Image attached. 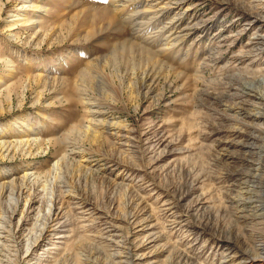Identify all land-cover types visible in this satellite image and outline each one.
<instances>
[{"label": "rangeland", "instance_id": "obj_1", "mask_svg": "<svg viewBox=\"0 0 264 264\" xmlns=\"http://www.w3.org/2000/svg\"><path fill=\"white\" fill-rule=\"evenodd\" d=\"M108 4L119 7L0 0V264H220L258 251L264 216L233 199L262 157L239 143L264 127L226 77L264 91V0H186L147 30L113 23ZM177 12L178 30L197 26L164 56L167 32L153 36Z\"/></svg>", "mask_w": 264, "mask_h": 264}, {"label": "bare ground", "instance_id": "obj_2", "mask_svg": "<svg viewBox=\"0 0 264 264\" xmlns=\"http://www.w3.org/2000/svg\"><path fill=\"white\" fill-rule=\"evenodd\" d=\"M164 1L165 0H112V2H116V4L118 3L119 7H117L116 9H109L110 5L108 4L109 6H106L105 9H102V10L106 14L104 16H107L108 19L110 18L113 21V23L116 22L117 24H121L122 26L124 22L126 25L131 24L133 27H137L140 30H147L154 24L156 25L157 23H159L164 17H166L170 13V11L173 10L172 5L181 8V4L186 0H167L168 2L165 1L166 3L162 4ZM146 2L148 5L146 10L135 11L134 13L132 11L123 20H120V19L118 20L114 18V14L117 15V13H120L123 10L122 8L128 7V4L131 6L133 5L138 6L139 4H143ZM34 7L37 8L38 6H34ZM150 11L153 13L151 17H140L138 15L143 12H150ZM183 20H185L184 13L177 12L169 21L166 22L164 26H160L157 29L156 31L157 33L155 34V36H153V37H156L154 38V40H157V39L159 40V37H164V36H161L162 33L167 32V34L165 35L167 38L166 45H170L171 43L172 46L161 49L162 52L164 53V56L168 55L170 51L172 52L178 47V45L180 44L178 43L179 38H183V36L191 34L192 31L196 29L197 22H192L188 20L187 23L183 25L180 30H178L179 24L183 22ZM220 30H224V28H220ZM150 33L153 34L154 32H150ZM168 39L170 40L169 42H168ZM256 39H262V43H264V36L259 35L257 36ZM146 40H147V37L144 39V41ZM130 42L133 48L141 49L143 52L148 53V55L151 56L152 58H155L156 56H158L155 54L156 51L154 50L153 52L152 50L153 48L150 49L148 47L149 45L147 46L146 44H143V41L142 42L130 41ZM219 57H217V55L215 54H212L209 57V59H211V61H215ZM226 78H228L229 80L228 81L229 84L227 85L228 88L230 89L229 92L236 89L238 86V89L241 91V93H243L248 98V101L244 102V105H245L244 108L240 110L241 113L244 114L245 116L256 119V121H258L257 124L260 127H264V91L259 88L257 89L252 84L253 81L252 82L250 81H245V82L240 81L239 82V80L235 81L236 79L234 76H228ZM234 83L236 84L238 83V85H235ZM235 95H238V94H235ZM227 96H230V95H227ZM255 126H256V123L254 124V128ZM261 133H262V130L259 131L256 136L252 134H248V138H246L245 140L239 143L245 147L255 148L257 149V151L260 150L259 153L262 155V157L260 158V160L256 159L254 162L253 160L249 161L248 165L251 168V171L248 173H244L243 176L245 178L243 177L244 180L241 181L239 185V189H237V191L239 190L237 192L238 195L235 196L236 198L233 199V202L235 203L236 208L240 214L246 215V213H249L251 214V216L258 215L259 218H263L262 216H264V148L263 146H259L255 141L261 139V142L262 143L264 142V136L262 137ZM50 141L53 142V140H50ZM22 143H24V141ZM25 143L27 145H30L31 140L26 139ZM247 152L249 155L253 154L251 150H248ZM31 175L33 174L29 175V173H26L24 175V181L27 179L30 180ZM252 184H255L254 187ZM3 232L5 231H3L0 228V235H2ZM12 235H13V238H16L15 233ZM128 240L124 243V245L126 246L121 251V253H118L119 255H122L126 252L128 254H131L133 252V246L131 244V240L130 239ZM263 253H264V244H262V246L259 248L258 251H255L253 253L247 251L241 254L237 250V251H234L233 254L226 253L225 258L221 261L220 264H252L253 259L264 257Z\"/></svg>", "mask_w": 264, "mask_h": 264}]
</instances>
